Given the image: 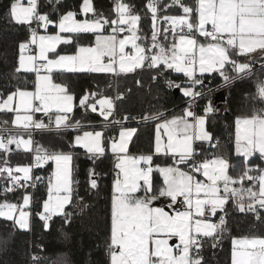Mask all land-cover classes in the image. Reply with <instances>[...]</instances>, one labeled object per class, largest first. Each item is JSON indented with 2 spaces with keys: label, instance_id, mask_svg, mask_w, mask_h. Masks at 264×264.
<instances>
[{
  "label": "snow or ice",
  "instance_id": "snow-or-ice-1",
  "mask_svg": "<svg viewBox=\"0 0 264 264\" xmlns=\"http://www.w3.org/2000/svg\"><path fill=\"white\" fill-rule=\"evenodd\" d=\"M49 4L56 11L60 0H49ZM172 7H178L181 14H160ZM39 8L38 0H27V5L21 0H10L7 6L8 20L28 25L30 33L28 39L19 43L18 63L6 74L7 79L11 84L21 71L35 72L36 79L32 91L17 85L14 90L5 89L6 95L0 93V111L15 113L11 125L23 129L13 132L7 127L9 121L2 122L0 179L5 181V192H12L16 187L26 188L33 179V167L54 162L43 210L36 213L45 230L49 229L53 216H62L64 224L70 225L74 216L83 215L90 208L84 197L74 196L71 152L49 151L36 145L31 164L12 166L8 158L12 151L10 145L32 150L31 129L50 128L53 108L56 109L54 123L57 129L79 126L80 121L72 125L68 116L73 110L74 95L66 83L53 82L51 73L54 69L118 75L147 67L155 71L151 77L155 81L166 76L165 69L182 72L187 77L185 84L165 79L168 88L175 87L190 98L182 114L168 119L164 112L154 111L140 117L145 121H158L155 151H164L174 159L176 166H156L162 183L157 185L153 180L152 155H128V142L137 131L135 128L122 127L119 140L113 138L110 142L111 151L117 154L114 164L117 171L104 228L107 264H206L202 254L205 245L216 248L228 230L226 204L229 200L240 213L252 214L257 221L264 220V166H251L249 160L255 153L264 160V107L254 108L249 114L238 115L235 119L236 153L244 158L243 167L235 175L230 174L234 166L223 154L214 153L211 159L196 161L194 143H211L212 134L206 128V118L218 109L209 99L203 115L191 110L195 99L205 95L204 91L195 90L197 86L204 87L203 80L196 76L197 71L201 74L218 72L224 84L230 85L233 80L251 75L256 59L264 66V0H194L192 4L172 0L171 4L163 5L160 0H147L143 11L151 19L150 46L138 43L148 37L138 35L142 17L134 5L114 0L112 11L116 16L112 18L97 12L92 0H83L79 12L92 13L93 17L78 20L76 11H67L59 17V32H90L95 35V44L78 45L74 55H58L55 59H49L48 53H55L57 44L70 43L71 38L59 33L39 35L37 29L31 27L33 22L45 29L54 23L50 15ZM106 25L111 28L109 35L102 34ZM120 33L128 34L121 37ZM195 33L205 42L200 43ZM169 34L172 41L162 42L168 41ZM126 45H131V52L126 51ZM30 46H35L37 54L25 56L24 52ZM228 65L235 75L228 74ZM42 70L48 74L41 75ZM135 83L140 85L142 81ZM95 95L85 93L80 97V105L95 112L96 104H99L100 115L108 120L113 114L114 98L103 96L96 104L89 103V97ZM122 95L118 91L115 99H121ZM251 98L264 102V79H258ZM41 112L49 116L48 124L34 119V114ZM124 119L136 118L125 116ZM25 133L28 139L24 138ZM101 141V132L85 131L82 136L75 137L74 144L86 149L95 159L105 153ZM197 174L204 179H199ZM98 176L95 169H89V188L97 194ZM30 186L35 187V184ZM31 199L25 192L22 203L0 202V218L11 221L13 230H29L30 213L25 208ZM162 200L164 203L154 206V202ZM66 206L74 210L69 212ZM218 212L225 215L212 222L211 218ZM12 236L13 232H9L0 237V248H7ZM172 238L178 243L170 244ZM231 243V264H264V235L233 237ZM30 264H70V261L67 257L48 260L34 253Z\"/></svg>",
  "mask_w": 264,
  "mask_h": 264
},
{
  "label": "trees",
  "instance_id": "trees-1",
  "mask_svg": "<svg viewBox=\"0 0 264 264\" xmlns=\"http://www.w3.org/2000/svg\"><path fill=\"white\" fill-rule=\"evenodd\" d=\"M83 0H60L56 11H53L49 0H38L39 10L48 13L50 19L56 24L60 15L67 11H76L78 17L81 16L79 9ZM97 12H102L106 17L115 18L116 14L112 11L114 0H92ZM124 2L134 5L141 15L139 22V35L148 37L145 41H140L141 46L147 43L151 45V19L143 11L147 0H124ZM161 5L170 4V0H160ZM194 0H184L186 4H192ZM10 0H0V93L6 95L5 89L14 90L15 86L23 89L30 88L33 83V76L29 72L21 71L16 79L9 81L8 73L17 65L20 56L18 45L21 41L28 39L30 33L28 25L15 24L8 20L7 6ZM180 13L178 7H172L167 11H162L161 15ZM93 16V14H91ZM32 28L38 27L33 22ZM40 28L37 31H40ZM105 26V31H109ZM48 32L56 31L55 26H50ZM71 38L70 43H61L56 49V54L74 53L77 46L82 44H92V33H64ZM258 62H261L258 60ZM229 75H235L232 72L231 65L227 66ZM166 76L160 77L158 81L152 80L155 75L154 70L147 67L137 69L133 73H93L85 71H65L56 70L51 73L52 79L56 83H66L69 85L70 92L74 95V109L72 111L70 122L72 125L80 121L77 127H62L59 129H41L37 130L33 141V148L36 145L49 151L71 152L72 159V178L73 193L75 197H84L85 203L90 208L83 215L77 214L73 217L70 225L63 222L62 216H53L49 222V229L43 228V222L36 215L42 210L43 200L47 195L48 176L51 171L52 163L47 161L42 166L32 168V181L26 188L16 187L12 192H5V181L0 179V202L5 200L9 202H18L25 192L31 195L30 202V228L22 230L16 228L13 230L12 222L0 218V237L7 236L13 232V236L8 243L7 248H0V264H30L31 255L38 254L48 260H54L59 257H67L70 264H107V256L104 248L105 222L107 214L110 211L111 186L114 177V160L112 156L104 154L93 159L91 154L86 153L82 148L73 145V137L76 132L84 129H97L95 124H103L104 139H111L110 131L117 130L119 126L133 127L137 131L133 134L129 153L151 154L152 164L154 166L153 180L159 185L162 183V177L156 170V166H165L172 162L170 156L154 155V125L157 121L142 120L140 117L150 114L154 111L164 112L165 116L182 110L188 97L182 95L180 90L177 96H174L173 88H168L165 79L173 80L177 84H184L187 80L182 74L173 70L165 69ZM203 85L209 88L222 85L221 89L225 93V100L221 103L223 109H219L214 104V93H207L200 97L196 105V114L203 115V108L211 99L213 106L218 111L209 113L206 118V128L212 134L211 143L197 142L194 147L199 150V156L202 158H211L214 153L227 156L230 163L244 161L243 157L237 155L234 147L235 119L238 115L249 114L254 108L264 107V102L251 97L256 92V83L258 79H264V66H260L252 71L249 76H242L240 79L233 80L230 85H225L223 78L219 73L206 74L201 77ZM141 80L142 84L135 83ZM206 82V83H205ZM220 89V90H221ZM225 89V90H224ZM122 93V98L116 100L115 97ZM85 93H96L89 97V103H93L97 98L108 96L114 98L113 114L110 120L122 121L124 117H135L141 119L136 123L124 125H111L108 127L105 119L100 117L90 108L86 109L80 105V97ZM13 113L0 111V122L11 120ZM48 119V116H44ZM10 124V123H8ZM91 124V125H90ZM109 129V130H107ZM218 144L219 147H212ZM12 151L8 154L12 166L27 165L33 163L35 154L22 149H17L15 145L9 146ZM35 151V150H34ZM3 150H0V155ZM89 169H95L99 176V192L90 190L88 183ZM40 177V180H36ZM34 183L35 187L30 185ZM75 203V200L73 201ZM67 211L72 212L71 206H66ZM226 220L228 230L223 234L221 242L216 248H211L206 244L203 250V256L206 264H231L232 238L244 237L250 235H264V220L257 221L252 214L240 213L237 211L231 200L226 204ZM220 215L225 213L220 212ZM39 245L40 247H37Z\"/></svg>",
  "mask_w": 264,
  "mask_h": 264
},
{
  "label": "rangeland",
  "instance_id": "rangeland-1",
  "mask_svg": "<svg viewBox=\"0 0 264 264\" xmlns=\"http://www.w3.org/2000/svg\"><path fill=\"white\" fill-rule=\"evenodd\" d=\"M21 2L23 3V4H25V5H27V0H21ZM83 2V1H82ZM171 4V3H170ZM81 14V16L80 17H76V19H78V20H84V19H86V18H92L93 16L91 15L92 13H89V14H87V15H85V14H83V13H80ZM178 14H181V13H173V14H167V15H178ZM159 23H163L162 21H160ZM50 26H55L56 27V31L55 32H52V33H50V32H48L47 31V29H48V27H50ZM138 28H139V26H138ZM37 29H39V27H37ZM109 29V32L111 33V28L109 27L108 28ZM104 32V31H103ZM57 33H59L62 37H69L68 35H65L64 33H60L59 32V28H58V22L56 23V24H49V25H47V28L45 29V28H40V33L38 32V34L39 35H48V36H52V35H56ZM69 34H71V33H69ZM103 34V33H102ZM126 34H128V33H120V34H118V35H120L121 37L123 36V35H126ZM198 34V33H197ZM138 35H139V32H138ZM93 36H94V34H93ZM168 39H169V41L171 42L172 41V35L170 34L169 36H168ZM200 39V38H199ZM165 42V41H164ZM200 43H204V39L202 40V41H199ZM61 43H63V42H61ZM61 43H59V44H57L56 45V49L58 48V46L61 44ZM93 45L95 44V42L94 43H92ZM91 44H89V45H86V44H82V45H80V46H90ZM33 51H34V46H30L28 49H26L25 50V52H24V55L25 56H31V55H34L33 54ZM126 51H128V52H131L132 51V49H131V45H126ZM76 53V51L74 52V53H68V54H59V55H74ZM48 56H49V59H55L56 58V56H58V54H56V52L55 53H52V52H50V53H48ZM45 63H46V61H45ZM61 70V69H60ZM65 71H68V70H66L65 69ZM198 72V71H197ZM196 72V73H197ZM29 73H31L32 74V76H33V83H32V86L30 87V88H27V89H25V90H28V91H32V90H34V82H35V79H36V73L35 72H29ZM199 73V72H198ZM41 75H47L48 73H46L45 71H41V73H40ZM187 79V78H186ZM54 82V81H53ZM54 83H56V82H54ZM185 83H187V80L184 82V84ZM225 90V89H224ZM225 93H226V90L224 91ZM180 93L182 94V95H184L183 94V92L182 91H180ZM102 97H99V98H97L92 104H96V101L97 100H99V99H101ZM100 105L99 104H96V113L100 116V117H102L103 119H104V117L103 116H101L100 115ZM185 107H188V104L187 105H185V106H183L182 107V110H180L179 112H176V113H173V114H169V115H167L166 117L168 118V119H171V117L173 116V115H180V114H182V112H183V109L185 108ZM224 108V106L223 105H221L220 107H219V109H223ZM51 112H54V113H52V115H51V120L53 119V117H55V114H56V109H52L51 110ZM14 115H15V113H13V116H12V118L14 117ZM41 116H43V118H44V116H48V115H45L44 113H35L34 114V119H35V117H41ZM12 118H11V120H12ZM48 118H49V116H48ZM108 119H110V116H109V118ZM11 120H10V124H11ZM54 122V121H53ZM158 122V121H157ZM156 122V123H157ZM156 123H155V125H154V129H155V132H156ZM55 124V123H54ZM96 126H98V128L97 129H84V130H81V131H79V132H76L75 133V135H74V137H73V145L75 146V147H79V148H82V149H84L83 147H80V146H78V145H75L74 144V139H75V137L77 136V135H83V133L85 132V131H89V132H97V131H99V132H101L102 133V145L105 147V153L104 154H108L109 152V147H108V144H109V146H110V142H111V140H109V139H107V141L104 139V136H103V133H104V128H102V125H96ZM54 128V127H53ZM125 128H128V127H125ZM47 129H51V127L50 128H47ZM54 129H57V128H54ZM107 130H109V129H107ZM119 131L121 130L120 128L118 129ZM24 138L25 139H28V135H24ZM32 139V138H31ZM234 142H235V130H234ZM196 142H199V143H201V142H204V143H209V142H206V141H196ZM14 145V144H13ZM234 147H235V152H236V144L234 143ZM154 148H155V146H154ZM20 149V148H19ZM21 149L23 150V151H27V150H25L23 147H21ZM35 149L33 148V146H32V150L31 151H28V152H30V153H34L35 155H36V152L34 151ZM84 150H86V149H84ZM110 150H111V146H110ZM237 154V153H236ZM238 155V154H237ZM240 156H242V155H240ZM243 157V156H242ZM212 158V157H211ZM210 158V159H211ZM244 160V159H243ZM249 160H250V162H251V166H255V165H260V166H264V160H261V158H260V156H259V153H255L253 156H251V157H249ZM51 163H52V167H51V171H50V173H49V176H48V179H49V177H50V175H51V173H52V171H53V169H54V167H55V164H54V162L53 161H51ZM243 163H244V161H239V162H237V163H231L234 167L230 170V174H232V175H235L242 167H243ZM115 164V163H114ZM144 167H147L148 165H143ZM151 166H152V168L154 169V166H153V164H152V162H151ZM167 166H170V165H167ZM184 170H185V168H184ZM116 171L117 170H115L114 171V177H113V180H114V178H115V176H116ZM154 171V170H153ZM20 175H22V174H20ZM198 175H200V174H197V176ZM201 179H204V177L201 175ZM72 180H73V178H72ZM113 182V181H112ZM46 198H47V195H46ZM45 198V199H46ZM13 203H22V198L20 199V201H18V202H13ZM161 204V203H160ZM154 206H160V205H154ZM25 210L26 211H28L29 213H30V204L25 208ZM43 210V209H42ZM41 210V211H42ZM212 219V222H216V221H218V220H214L213 218H211ZM172 239H176V238H172ZM171 239V240H172ZM171 240L169 241V243L170 244H176V243H178V241H177V239H176V241L175 242H171Z\"/></svg>",
  "mask_w": 264,
  "mask_h": 264
},
{
  "label": "crops",
  "instance_id": "crops-1",
  "mask_svg": "<svg viewBox=\"0 0 264 264\" xmlns=\"http://www.w3.org/2000/svg\"><path fill=\"white\" fill-rule=\"evenodd\" d=\"M160 24H162V23H160ZM210 27V26H209ZM39 33H40V31H38ZM55 32V31H54ZM50 33H52V32H50ZM110 34V32L109 31H105L104 30V32H103V35H109ZM170 35V34H169ZM200 38V39H199ZM198 39H199V41H202L204 38L203 37H199ZM95 42V35H94V38H93V43ZM140 41H138V43H139ZM162 42H164V41H162ZM170 41H169V39H168V41H165L164 43H169ZM205 42V41H204ZM91 45H93V44H91ZM33 54L34 55H36L37 54V50H36V48H35V46H34V51H33ZM259 59H256V61H258ZM255 61V62H256ZM56 70H60V69H54L53 71H56ZM174 71V70H173ZM174 72H176V71H174ZM176 73H178V74H182V75H184L182 72H176ZM213 73H218V72H213ZM206 74H211V73H203V74H201V73H196V76L198 77V78H201V77H203L204 75H206ZM185 76V75H184ZM187 78V77H186ZM206 83V82H205ZM189 98V97H188ZM188 99L185 101V103H184V106L185 105H187L188 103ZM72 104H73V109H74V100H73V102H72ZM189 105V104H188ZM73 111V110H72ZM52 113H54V112H52ZM71 114H72V112L71 113H68V116H69V118L71 117ZM35 119H37V120H43V122L45 123V124H48L49 123V118L48 119H44L43 118V116H41V117H35ZM52 121H55V117H53V119H52ZM114 122H116V120H110V119H108V120H106L105 121V123H107L106 125L108 126V127H111V125H115L114 124ZM51 127H54V128H56V126H55V124H54V122L52 123V125H51ZM54 128H52V129H54ZM62 128V127H61ZM119 128L121 129L122 128V126H119ZM118 128V129H119ZM123 128H125V127H123ZM128 128H133V127H130V126H128ZM114 130V131H110V132H112L111 133V139L110 140H112L113 138L114 139H116V140H119V133H120V131L119 130ZM39 130H41V129H39ZM165 139V141H166V137L164 138ZM130 141L131 140H129V142H128V155H131V156H139V155H151V154H145V153H129V145H130ZM195 143H197V142H195ZM194 143V144H195ZM156 145V132H155V135H154V146ZM108 147H109V154L112 156V158H113V160H114V163L116 162V156H117V154H115V153H113L111 150H110V146H109V144H108ZM21 149V148H20ZM84 150V149H83ZM86 153H87V151L86 150H84ZM89 154V153H88ZM154 155H163V156H170L172 159H173V157H172V155L171 154H168V153H166V152H164V151H162V152H160V153H156V151H155V148H154ZM178 158V157H177ZM208 159H210V158H208ZM168 165H171V166H176L175 164H174V159L172 160V162L170 163V164H168ZM167 165H165V166H161V167H166ZM181 167H183V168H185V170H187V168L185 167V166H181ZM160 174V173H159ZM198 178L199 179H201V175H198ZM160 203H164V201L162 200V201H160V202H154V205H160ZM220 214V212H218V214L216 215V216H214V217H212L214 220H219V215Z\"/></svg>",
  "mask_w": 264,
  "mask_h": 264
},
{
  "label": "built area",
  "instance_id": "built-area-1",
  "mask_svg": "<svg viewBox=\"0 0 264 264\" xmlns=\"http://www.w3.org/2000/svg\"><path fill=\"white\" fill-rule=\"evenodd\" d=\"M170 3H172V0H170ZM195 35L199 38V35H198L197 33H195ZM260 66H262V63H261V62H258V61L254 62V64H253V70H254V69H257V68L260 67ZM222 85H223V84H222ZM222 85H218V86L211 87V88H209L207 85H204L203 89H202L200 86H197L195 90H196V91H204L205 94H207V93H208V89H211V92H216V91H218V90L221 89ZM199 98H200V97H197V98L195 99V102L192 104V107H191V110H192L193 112H195V113H196V105H197V101H198ZM189 100H190V98L188 99V102H187L188 104H189ZM139 121H141V119H137V118H136V119H127V120L119 121V123H117V121H116V122H114V124H115V125H124V124H129V123H136V122H139ZM90 125H91V124H90ZM96 125H97V124H95V126H96ZM98 125H102V126H103V124H98ZM3 127H4V126H3L2 122H0V133L3 132ZM7 127L10 128V129H12L13 132H22V131H23V129H21V128H16V127H14V126L11 125V124H8ZM52 128H53V127H51V129H52ZM37 130H39V129H35V128L31 129V138L34 137V135H35V133H36ZM4 134H6V133H4ZM24 135H28V134L25 133ZM195 159H196L197 162H200V161L204 160V158H202V157L199 156V150H197V152H196Z\"/></svg>",
  "mask_w": 264,
  "mask_h": 264
},
{
  "label": "water",
  "instance_id": "water-1",
  "mask_svg": "<svg viewBox=\"0 0 264 264\" xmlns=\"http://www.w3.org/2000/svg\"><path fill=\"white\" fill-rule=\"evenodd\" d=\"M173 92H174V96H177V94H178V92H179V89H177V88H174L173 89ZM218 96H220V98L218 99ZM224 100H225V93L222 91V90H220V91H216L215 93H214V104H216L217 106H219L220 105V103H222V102H224ZM218 103V104H217ZM176 241V239H172L171 240V242L173 243V242H175Z\"/></svg>",
  "mask_w": 264,
  "mask_h": 264
},
{
  "label": "flooded vegetation",
  "instance_id": "flooded-vegetation-1",
  "mask_svg": "<svg viewBox=\"0 0 264 264\" xmlns=\"http://www.w3.org/2000/svg\"><path fill=\"white\" fill-rule=\"evenodd\" d=\"M220 98V96H218V99ZM218 104V103H217ZM221 106V103H220V105L219 106H217V107H220Z\"/></svg>",
  "mask_w": 264,
  "mask_h": 264
}]
</instances>
